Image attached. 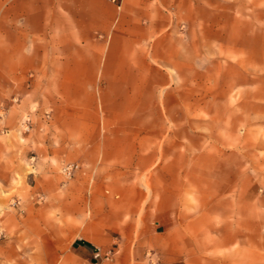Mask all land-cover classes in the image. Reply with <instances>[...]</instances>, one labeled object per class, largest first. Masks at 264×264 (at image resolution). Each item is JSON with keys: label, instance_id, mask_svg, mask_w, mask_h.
Here are the masks:
<instances>
[{"label": "rangeland", "instance_id": "374dc122", "mask_svg": "<svg viewBox=\"0 0 264 264\" xmlns=\"http://www.w3.org/2000/svg\"><path fill=\"white\" fill-rule=\"evenodd\" d=\"M123 209L264 264V0H0V264H83Z\"/></svg>", "mask_w": 264, "mask_h": 264}, {"label": "crops", "instance_id": "0c3cea01", "mask_svg": "<svg viewBox=\"0 0 264 264\" xmlns=\"http://www.w3.org/2000/svg\"><path fill=\"white\" fill-rule=\"evenodd\" d=\"M64 80L67 82L65 87L66 96H78L81 92V83L84 80L86 74L83 73L82 64L65 65ZM93 76V75H92ZM125 80V76L119 77ZM129 93V92H128ZM109 99V98H108ZM109 101H129L125 98H110ZM126 211L123 209L118 215L117 221L112 223H105L100 225L102 230L118 229L122 231L120 238L112 240L109 238H102L98 242H92L91 240L74 241L70 247V256L76 261L83 264H148L146 260V254L148 252L155 255L160 254L159 264H188L184 260L177 258L173 259L167 254L168 250L177 246V242H173L171 238V228L162 219L157 221H151L150 218L142 221L137 228L136 222L125 221ZM137 231V234H134ZM110 237L112 235L110 234ZM114 239V238H113ZM98 243L106 252L110 249L116 251V254L112 261L99 262L95 258V252L98 248ZM153 248V249H152ZM64 257L67 258V253Z\"/></svg>", "mask_w": 264, "mask_h": 264}, {"label": "built area", "instance_id": "2783aa9c", "mask_svg": "<svg viewBox=\"0 0 264 264\" xmlns=\"http://www.w3.org/2000/svg\"><path fill=\"white\" fill-rule=\"evenodd\" d=\"M68 170H70L69 173H71V169L68 168ZM67 171V170H66ZM116 254V251H114L113 249H110L106 252H104L101 248H97L96 252H95V258L101 263L103 261H107L110 262L113 260L114 256Z\"/></svg>", "mask_w": 264, "mask_h": 264}]
</instances>
